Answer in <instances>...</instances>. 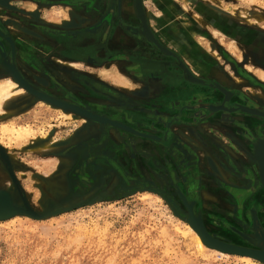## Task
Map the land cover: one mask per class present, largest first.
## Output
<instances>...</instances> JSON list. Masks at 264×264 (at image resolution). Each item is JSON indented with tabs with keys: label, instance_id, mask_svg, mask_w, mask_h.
<instances>
[{
	"label": "rangeland",
	"instance_id": "obj_1",
	"mask_svg": "<svg viewBox=\"0 0 264 264\" xmlns=\"http://www.w3.org/2000/svg\"><path fill=\"white\" fill-rule=\"evenodd\" d=\"M143 1L158 43L172 54L147 36L145 40L141 34L116 27L118 38L136 39L137 46H146L148 51L143 55L129 52L127 45L113 39L114 32L108 47L116 49L97 55L98 65L53 58L51 72L60 66L67 85L88 109L167 139L145 138L110 124L97 126L77 112L76 120L50 128L54 118L39 114L45 101L31 99L27 93L4 103L0 122H46L49 132L46 138L11 149L0 144V264H252L241 259L244 255L226 252L229 256H220L211 248L201 251L186 231L191 209L213 236L224 240L215 231L226 221L245 244L264 250L255 226L256 217L264 223V185L254 156V143L264 136V118L214 113L197 106L220 102L222 93L213 86L216 82L237 90L245 100L258 103V98H264L260 75L264 73V0ZM27 6L35 9L28 13L44 16L56 32L76 34L80 40L89 32L101 36L107 24L96 25L97 20L90 18L77 26L74 19L80 18V12L69 4ZM81 14L84 18L85 12ZM231 44L234 49L229 48ZM182 63L206 84L188 80ZM159 64L163 74L154 75ZM74 68L121 97L92 89L83 80L76 82L69 75ZM89 145L94 146L97 159L103 160H94V169H100L99 173L108 169L110 175L106 183L78 187L69 177L76 157L66 160V154ZM210 160L221 165L231 162L232 167L217 172L209 168ZM117 166L137 183L122 184ZM52 176L62 179L58 184L42 180ZM30 185L39 196L28 190ZM13 190L24 200L17 214H12L7 194ZM208 192L215 196V203L210 202ZM27 218L37 224H28Z\"/></svg>",
	"mask_w": 264,
	"mask_h": 264
},
{
	"label": "flooded vegetation",
	"instance_id": "obj_2",
	"mask_svg": "<svg viewBox=\"0 0 264 264\" xmlns=\"http://www.w3.org/2000/svg\"><path fill=\"white\" fill-rule=\"evenodd\" d=\"M140 1L141 8L139 9L137 4L138 0H0V80L8 77L18 81L20 85L24 86L27 90V96L31 97V99L37 98L46 102L48 101L55 106H60L69 110H71L70 106H80L88 109L87 106L80 103V100L76 97L74 88L67 85L66 79L64 78H67V76L62 74L64 71L60 69L61 67L57 66L54 68L55 72H51V59L56 58L61 61L83 60L84 62L88 60L87 62L98 65L97 55H102V53L107 54L109 52L114 53L116 47H108V45L109 40L115 36L112 35V33L114 34V32L118 29L132 31L131 33L135 32V34H141L146 40L147 37L143 31L145 25H147L148 31H150L157 40V37L150 28L149 17L143 4L144 1ZM35 2L45 6H49V4L52 3H64L71 5L80 12V18L78 19L75 17L74 19V22L79 27H81L82 22H87L90 18L97 20V22H94L96 25L101 21H104L107 24L104 26L105 28H103V30L101 29V36L98 37L97 34L89 32L90 35L85 37L83 40H80L79 36L76 34L67 36L65 33L62 34L59 31L56 32L57 28L50 27L43 19L44 16H39L36 12L34 14L28 13L33 10L28 8V3ZM24 4L27 8L24 7ZM83 12H85L84 18L81 14ZM88 23H90V21ZM137 23L140 28H137ZM116 27L120 28L117 29ZM34 32H36V34H33ZM52 32L55 34H52ZM113 39H115L119 44L127 45L129 52H136L137 55H143L148 51L145 48L146 46H142V48L137 46L136 39L130 37L126 39V42L128 41V44H126L123 42L125 40H123L122 37H117V32L116 37ZM34 45L39 49V52H34ZM151 45L153 44L151 43ZM168 53L172 54L173 52L170 51ZM35 59L40 61L41 64H36L33 61ZM159 67L155 69V72H153L154 75L163 74L160 64ZM69 75L74 78L75 81L83 80L87 83V86L92 89L103 90L109 93L116 92L112 88L105 87L100 80L93 76H83L77 68H74ZM159 77L161 76H157V78ZM247 78H249L251 82L262 84L255 78L250 76H247ZM168 80L172 81L171 75ZM67 92L68 96L65 94ZM226 96L230 99V104L232 103L230 106H234L236 108L238 105H242L246 108L255 109L259 113L264 114V98L262 97L258 98V103L252 100L248 101L242 98L240 92L233 90L230 95L229 93L228 95L222 93L221 100L217 104H222ZM232 113L237 114L238 117L244 113L246 114L245 118H264V116L259 114H248L241 111ZM258 138L259 139L255 142L256 146H259L261 142H264V136H259ZM96 153L97 152L93 145L84 147L81 150L73 148L68 151L66 154V160L76 157L73 167L69 172L71 184H79L77 185L78 187H84L88 184L106 183V179L108 178V175H110L108 174L109 172H107L108 169L107 171L100 173V169H94V160L99 163H103V160L100 161L97 159L98 155ZM254 156L257 158L256 150L254 151ZM99 157H104V154H99ZM106 157V159H109L111 164L115 166V163L111 160L108 154H106ZM230 163L227 165L223 162L221 165L219 162L210 160L209 168L219 172L221 167L224 170H227L229 166L232 167ZM117 170L125 182L122 184L130 185L137 183L130 176L126 175L122 168H119V166H117ZM130 179L133 180V183ZM240 191L247 193V191L250 190ZM222 222V228L219 227V230L215 231L217 232V236L232 244L257 249L253 246L245 244L241 234L233 225L228 224L226 221ZM255 226L259 230L261 241L263 243V220L256 217Z\"/></svg>",
	"mask_w": 264,
	"mask_h": 264
},
{
	"label": "bare ground",
	"instance_id": "obj_3",
	"mask_svg": "<svg viewBox=\"0 0 264 264\" xmlns=\"http://www.w3.org/2000/svg\"><path fill=\"white\" fill-rule=\"evenodd\" d=\"M1 5V4H0ZM30 6V5H29ZM35 6V5H34ZM31 10V8H30ZM35 9H33L32 11H34ZM27 13V12H26ZM197 15V14H196ZM35 17V16H34ZM199 17V16H197ZM46 21V20H45ZM28 23V22H27ZM230 49H234L235 47L233 46V44H231L229 46ZM215 50V49H214ZM237 50V49H236ZM235 50V54L237 55L238 58H241V54L239 52H237ZM141 51V50H140ZM214 52V51H213ZM136 53V52H135ZM216 54V53H215ZM195 64V63H194ZM250 68V67H249ZM260 75L264 78V73L262 71H260ZM221 76V75H220ZM121 80H124L123 77H119ZM239 78V77H238ZM239 80H241V78H239ZM118 85V84H117ZM142 91V90H141ZM27 91L24 88V86L20 85V83L14 79L11 78H4L0 80V114L2 112H4L3 110V104L6 103L7 101H9L12 98H15L16 96H19L20 94H25ZM230 95V93H229ZM51 99V98H50ZM45 100V99H44ZM43 107L41 109V112L39 114H43V113H47L49 119L48 120H52L54 118V120H52V122H47L49 124V127L51 128L52 126L55 125H62L64 123H66V121H70V120H76V112L72 111V110H68L65 109L63 107L60 106H55L54 104L50 103V102H42ZM8 112V111H6ZM264 113V112H263ZM7 114V113H6ZM38 114V115H39ZM2 115V114H1ZM37 115V114H35ZM6 116V115H5ZM7 117V116H6ZM5 117V118H6ZM37 119H39L37 116H35ZM43 117V116H42ZM45 117V116H44ZM8 118V117H7ZM56 118V119H55ZM36 119V120H37ZM2 120V119H1ZM9 120V119H8ZM47 120V121H48ZM56 120V121H55ZM83 120H86L83 119ZM21 121V120H20ZM59 121V122H58ZM86 122V121H85ZM46 123V122H45ZM45 123H40L37 124L35 122H18L16 120H9V121H3L0 122V144L4 145L5 147H7L8 149L14 148V147H19L21 145H27L30 142H34L33 140H39L42 138H46L48 136V132H49V127L46 129V124ZM89 123V121L87 122ZM94 123V122H93ZM92 123V124H93ZM95 125H99V122H95ZM84 124V122H83ZM91 125V124H90ZM61 127V126H60ZM96 127V126H95ZM94 127V130L96 129ZM62 129V127H61ZM89 130H91L90 128H88ZM59 131V130H58ZM87 133L89 132L86 129ZM92 131V130H91ZM90 131V132H91ZM83 133V132H82ZM193 144V143H192ZM37 147V146H36ZM40 147V146H38ZM260 156L262 158V161L264 162V143H262L261 145V149H260ZM49 161V160H48ZM47 161V162H48ZM47 163H45L44 165H46ZM51 164V163H50ZM57 164V161L55 159H53V163L51 164L52 167L55 169V166ZM48 166V165H47ZM49 167V166H48ZM215 168V167H214ZM49 172L47 171L46 174H48ZM51 173V172H50ZM221 174V173H220ZM221 177V176H220ZM29 191H32L35 193L36 196H39V191L38 190H33L31 185L28 187ZM35 196V198H37ZM144 196H146L147 198H151L152 195L151 194H145ZM156 197V196H155ZM161 198V197H160ZM160 198L157 197V199L161 200ZM36 200V199H35ZM26 222L30 225H36L37 222L35 220H33L32 218H27ZM208 229V228H207ZM186 231L188 232V235L190 236L191 240L193 241V243L201 250V251H205L207 248H211V250L214 253L219 254L220 256H229L226 252H224L223 250H220L218 248H213L211 246H208L206 244V242L203 240L202 236L200 235V233L195 230L193 227H191V225L189 226L188 224H186ZM185 231V232H186ZM264 240V239H263ZM239 256V255H238ZM252 256H248V255H244V257H241V259L247 263H254L252 260ZM255 264V263H254Z\"/></svg>",
	"mask_w": 264,
	"mask_h": 264
},
{
	"label": "water",
	"instance_id": "obj_4",
	"mask_svg": "<svg viewBox=\"0 0 264 264\" xmlns=\"http://www.w3.org/2000/svg\"><path fill=\"white\" fill-rule=\"evenodd\" d=\"M138 4V8H141V1L138 0L137 2ZM144 34L150 39L152 40L155 44H157L162 50H164L165 52H170L167 48H165L164 46H161L158 41L155 39V37L151 34L150 31H148V26L145 25L144 27ZM184 70L186 72V78H188V80H190L191 82H195L198 84H206L204 80L197 78L183 63H182ZM213 86L215 88H218V90H220L223 94L228 95V93H231L232 91L224 86H222L219 83H214ZM30 90V88H29ZM117 97H121V94L116 93ZM229 103V104H228ZM232 105V103L230 104V99H228V97L226 96L224 102H222V104H199L197 105L200 108H205L207 111L210 112H237V111H241V112H245V113H253V114H259L264 116V114L259 113L257 110L255 109H249L246 108L245 106L242 105H238L236 108L234 106H230ZM235 105V104H233ZM71 110L77 113H80L82 115H84L86 118L93 120L95 122H99L100 124H110L114 127H118L121 129H124L128 132H132L134 134H137L138 136H142L145 138H156L155 140L157 141H162L164 139V141L167 139L166 138H161L159 136L156 135H152V134H147L141 131H138L137 129L131 127L130 125L116 120L113 117H110L108 115H103V114H99L97 112L82 108L80 106L76 107V106H70ZM256 139V138H255ZM258 139V138H257ZM264 142H261L259 146H256V143H254V149L256 150L257 153V159L259 160V163L261 165V169H260V182L261 184L264 185V162L262 161V158L260 156V149H261V145ZM52 178H54L52 180ZM62 178L59 176H52L51 179L50 178H42V180L45 182V184H58L57 182L59 180H61ZM10 197V204H11V208L13 209V213L12 214H17V211L23 207V203L24 200L22 201L21 199H19L18 193L16 191L13 190L12 194L8 193ZM21 201V202H20ZM1 207V206H0ZM2 209L0 208V215L2 214ZM9 215V214H8ZM188 221L190 222L191 226L197 230L200 235L202 236L203 240L206 242V244L208 246H211L213 248H218L220 250H223L224 252L227 253H234V254H240V255H248V256H252L253 258L259 259L261 261L264 262V250L261 249H252V248H246V247H242V246H238L229 242H226L224 240H221L215 236H213L209 230L206 228L203 219L201 217H195L193 210L191 209L190 211V219H188ZM264 238V237H263ZM260 246H262L264 248V242L260 243Z\"/></svg>",
	"mask_w": 264,
	"mask_h": 264
},
{
	"label": "crops",
	"instance_id": "obj_5",
	"mask_svg": "<svg viewBox=\"0 0 264 264\" xmlns=\"http://www.w3.org/2000/svg\"><path fill=\"white\" fill-rule=\"evenodd\" d=\"M54 21H55V22H58V20H57L56 18L54 19ZM122 39L125 40V41L122 40L123 42H125L126 44H128V41L126 42V38H125V37L122 38ZM206 68H208V65H206ZM110 77L112 78L113 81H114V79H115V81L118 80L117 77H116V78H114V76H110ZM119 79H120V78H119ZM120 81H121V80H120ZM120 83H124V82L121 81ZM112 89H113V88H112ZM116 93H117V92H110V94H112V95H115ZM208 193H209V192H208ZM209 195L212 197L210 202H211V203H212V202L215 203V202H216V200H215V196H213V195L210 194V193H209Z\"/></svg>",
	"mask_w": 264,
	"mask_h": 264
}]
</instances>
